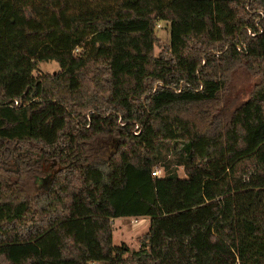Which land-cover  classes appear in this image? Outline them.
Masks as SVG:
<instances>
[{
    "label": "trees",
    "instance_id": "obj_1",
    "mask_svg": "<svg viewBox=\"0 0 264 264\" xmlns=\"http://www.w3.org/2000/svg\"><path fill=\"white\" fill-rule=\"evenodd\" d=\"M0 264H264V0H0Z\"/></svg>",
    "mask_w": 264,
    "mask_h": 264
},
{
    "label": "rangeland",
    "instance_id": "obj_2",
    "mask_svg": "<svg viewBox=\"0 0 264 264\" xmlns=\"http://www.w3.org/2000/svg\"><path fill=\"white\" fill-rule=\"evenodd\" d=\"M155 34L158 45H166L169 42L168 23L158 22L155 27ZM158 48V47H157ZM156 48V50H158ZM59 69L55 61L39 62L35 73L52 74ZM258 81V76L251 74L245 68H239L232 74L231 90L220 109L222 117L228 116L236 105L248 98L254 84ZM41 168H36L30 175L27 182H23L28 195L34 196L37 192L46 189L51 181L53 172L59 168V164L52 160H43ZM180 177H184L182 167L177 168ZM113 245L126 243L130 248L137 249L139 238L148 230L149 217H118L113 219Z\"/></svg>",
    "mask_w": 264,
    "mask_h": 264
},
{
    "label": "built area",
    "instance_id": "obj_3",
    "mask_svg": "<svg viewBox=\"0 0 264 264\" xmlns=\"http://www.w3.org/2000/svg\"><path fill=\"white\" fill-rule=\"evenodd\" d=\"M20 103V101L18 100H14V105H18ZM152 176H161L163 174L162 169L160 168H156L152 171Z\"/></svg>",
    "mask_w": 264,
    "mask_h": 264
}]
</instances>
